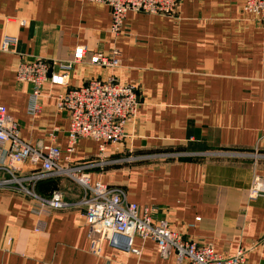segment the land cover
<instances>
[{
  "label": "crops",
  "instance_id": "crops-1",
  "mask_svg": "<svg viewBox=\"0 0 264 264\" xmlns=\"http://www.w3.org/2000/svg\"><path fill=\"white\" fill-rule=\"evenodd\" d=\"M243 6L244 0H182L176 16L129 11L126 32L115 35L103 3L0 0V47L5 35L16 38L11 51L0 48V105L26 141L66 151L70 123L57 107L59 93L111 74L134 83L140 105L113 154L122 159L99 162L112 155H100L98 142L83 138L73 161L93 162L92 180L122 187L130 202L153 208L155 221L186 239L264 264V193L249 195L255 175L264 179V22ZM80 45L84 61L74 64L66 86L45 83L32 115L31 85L17 80L20 58L68 61ZM115 52L116 69L89 62L95 53ZM35 191H60L71 203L83 194L68 176L41 180ZM89 231L78 204L46 214L30 196L0 189V264H172L151 239L136 237L133 252L101 238L94 251Z\"/></svg>",
  "mask_w": 264,
  "mask_h": 264
},
{
  "label": "built area",
  "instance_id": "built-area-1",
  "mask_svg": "<svg viewBox=\"0 0 264 264\" xmlns=\"http://www.w3.org/2000/svg\"><path fill=\"white\" fill-rule=\"evenodd\" d=\"M103 3L111 9V32L124 34L127 12L141 11L173 15L182 0H88ZM244 9L264 22V0H244ZM16 38L5 35L2 51H11ZM85 46L76 47L71 60L66 62L34 57L20 58L17 64L19 83L31 85L29 112L34 115L40 109V97L45 83L66 86L74 64L83 62ZM93 65L116 69L120 66L118 53H96L90 57ZM140 98L135 84L120 83L114 76L94 77L80 85L67 87L57 97V107L69 116V139L66 154L50 142L34 146L26 141L17 121L0 105V189L15 188L34 199L41 212L46 214L78 204L89 226L92 249L98 250L101 238L113 247L139 252L133 248L136 237L156 243L162 258H172V264H245L242 251L229 256L217 252L211 245H200L186 239L183 233L165 221L154 220V209L140 208L130 202L124 189L110 186L101 180H92L88 169L91 163L71 164L80 139L98 142L100 155L110 147L118 148L126 135V125L136 114ZM53 136V135H52ZM64 160V161H62ZM30 167L25 172L24 165ZM66 175L79 184L83 194L77 203L67 201L60 191L41 196L36 184L47 178ZM264 193V179L255 175L249 195L252 199ZM95 233L101 235L94 237Z\"/></svg>",
  "mask_w": 264,
  "mask_h": 264
},
{
  "label": "rangeland",
  "instance_id": "rangeland-1",
  "mask_svg": "<svg viewBox=\"0 0 264 264\" xmlns=\"http://www.w3.org/2000/svg\"><path fill=\"white\" fill-rule=\"evenodd\" d=\"M181 3H182V1H180V3H179V5H178V8H177V10H176V12L173 14V15H166V16H176V15H178V13H179V8H180V5H181ZM108 6V5H107ZM110 8V7H109ZM110 12H111V9H110ZM136 12H141V11H136ZM144 13H147V12H144ZM162 15V14H161ZM96 54V53H95ZM104 54V53H103ZM105 55H108V54H105ZM92 56V55H91ZM69 61V60H68ZM60 62H66V61H60ZM93 65V64H92ZM95 66H98V65H95ZM99 67H102V66H99ZM102 68H108V67H102ZM112 76H114L113 74H111ZM111 75H109V76H111ZM109 76H107V77H109ZM99 77V76H98ZM102 77V76H101ZM115 77V76H114ZM94 78V77H93ZM106 78V77H105ZM116 78V77H115ZM91 79V78H90ZM89 80V79H88ZM87 81V80H86ZM85 82V81H84ZM121 83V82H120ZM131 84H134V83H131ZM80 85V84H79ZM76 86V85H75ZM136 86V85H135ZM136 91H137V94H138V96H139V98H140V94L138 93V90H137V86H136ZM140 105V104H139ZM61 111V110H60ZM62 112H64V111H62ZM66 113V112H65ZM67 114V113H66ZM67 116H68V114H67ZM68 118H69V116H68ZM127 126V125H126ZM68 139H69V131H68ZM81 140V139H80ZM79 140V141H80ZM79 141H78V143H79ZM124 141V140H123ZM78 143H77V145H76V149H77V146H78ZM123 143V142H122ZM68 146H69V144H68ZM68 146H67V148H68ZM122 147V144H120V146L118 147V148H114V147H110L108 150H107V153H110L112 156L110 157V158H105V159H103L102 158V160H100L99 162H101V163H106V162H108V163H115L117 160H121L122 159V157H120V156H114L115 155V153L116 152H118V151H120V148ZM67 148H66V150H67ZM98 149H99V146H98ZM62 150V149H61ZM63 153L64 154H66V151H63ZM114 154V155H113ZM130 158H134V156H125V158H124V160H129ZM62 161H64V160H62ZM81 164V163H77V162H74L73 161V158L71 159V164ZM91 164H94L93 162H90ZM89 172V171H88ZM90 173V172H89ZM62 176H66V175H62ZM97 180H99V179H97ZM103 182V181H102ZM107 184V183H106ZM109 185V184H108ZM110 186H113V185H110ZM117 187H120V186H117ZM120 188H122V187H120ZM123 189V188H122ZM127 193V192H126Z\"/></svg>",
  "mask_w": 264,
  "mask_h": 264
}]
</instances>
